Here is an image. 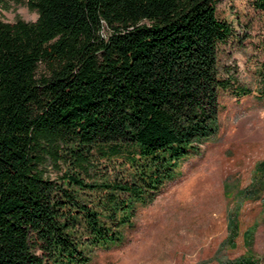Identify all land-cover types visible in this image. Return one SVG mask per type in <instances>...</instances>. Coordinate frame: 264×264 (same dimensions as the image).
Wrapping results in <instances>:
<instances>
[{
    "label": "trees",
    "instance_id": "1",
    "mask_svg": "<svg viewBox=\"0 0 264 264\" xmlns=\"http://www.w3.org/2000/svg\"><path fill=\"white\" fill-rule=\"evenodd\" d=\"M215 1L25 0L35 21L0 14V264H89L86 249L119 243L217 132L230 28ZM93 150L124 154L122 177L96 178ZM244 235L247 252L221 264H260Z\"/></svg>",
    "mask_w": 264,
    "mask_h": 264
},
{
    "label": "rangeland",
    "instance_id": "2",
    "mask_svg": "<svg viewBox=\"0 0 264 264\" xmlns=\"http://www.w3.org/2000/svg\"><path fill=\"white\" fill-rule=\"evenodd\" d=\"M8 1L4 21L36 20L25 0ZM254 2L215 1L217 18L230 28L218 45L219 76L230 85L218 93L217 132L177 163L150 203L135 208L119 243L86 249L89 264H221L247 252L246 230L264 264V11ZM92 153L96 178L122 177L124 154ZM46 170L55 178L64 167ZM231 218L237 230L229 239Z\"/></svg>",
    "mask_w": 264,
    "mask_h": 264
}]
</instances>
